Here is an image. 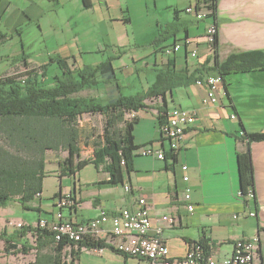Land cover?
Returning a JSON list of instances; mask_svg holds the SVG:
<instances>
[{
  "label": "crops",
  "instance_id": "0c3cea01",
  "mask_svg": "<svg viewBox=\"0 0 264 264\" xmlns=\"http://www.w3.org/2000/svg\"><path fill=\"white\" fill-rule=\"evenodd\" d=\"M109 1L105 2L107 9ZM193 2L196 0H187L183 6L177 2L171 19L178 15L186 21V30L177 31L176 37L187 36L192 39L191 44L166 54L151 40L152 51L149 57L142 58L145 71L150 69L155 73L156 69L166 67L171 58L177 68L195 71L196 77L200 78L218 74L211 70L215 58L221 60L234 51L264 50V0H217L215 23L218 33L212 50L205 41V28L214 19L207 16L196 20L187 14L184 8ZM70 3L74 10L71 15L67 7ZM98 5L100 3L95 4L94 0H0V25L5 28L0 29V57L11 63L14 57L28 56V50L33 46L26 43V34L33 33L32 29H35L43 35L41 18L46 15L55 18L46 22L52 29L44 48L47 57L65 56L69 61L73 60L72 63L81 65L74 53H79L82 58L93 50L101 55L105 52L111 54L106 48L121 44L123 35H118L112 42L114 29L104 27L102 33H93L91 28L97 23L94 20L91 28H85L79 20H69L77 17L76 11H93ZM65 9L66 16L62 14ZM164 24L158 23L157 27ZM191 48L197 49L195 57L189 53ZM29 58L26 65L17 62L9 66L7 63L9 68L5 72L18 68L24 71L26 66L37 68L38 64ZM46 71L49 74L48 64ZM153 80L154 77L147 78V83L136 92L145 90ZM120 89L123 90V86ZM216 95L214 103H203L206 86L195 81L167 91L164 103L160 97L147 101L150 107L136 112L138 121L133 129L134 143L163 149L166 156L164 159L145 156L137 149L133 156V169L125 172L123 183H107L108 173L92 163L86 164H92L97 175L89 181H81L79 170L72 175H59L57 166L65 156L47 159L46 163L50 165L47 176L54 174L59 179L58 189L48 205L50 208L47 211L42 208L41 192L26 205L10 200L0 206V234L3 235L0 238V264H65L69 256L74 257L73 264H158L135 256H124L108 246L95 250L65 244L56 249L53 241L45 235L38 237L37 221L53 218L57 210L55 193L62 192L71 194L75 200L73 206L61 209L63 217L77 222L96 218L101 211L115 214L123 206H133L139 197L145 198L151 226L161 227L171 258L184 257L190 245L203 239L207 250L221 259L231 253L236 241L258 235L256 260L264 264V140L249 142L245 137L246 132H264V68L226 74ZM163 104L167 112L175 107L195 113L193 123L183 133V144L175 154L170 152L167 139L158 131L157 107ZM246 153L252 160V197L238 195ZM182 164L187 165V182L182 180ZM186 184L190 187L189 201L183 196ZM124 185L130 187L129 191ZM187 204H193L191 212ZM10 211L20 212V216L16 220L11 219ZM250 211L254 212L253 216L248 214ZM28 212H36L37 216L33 218ZM169 217L173 222H169ZM17 223L22 225L17 226ZM108 223L101 225L98 239L112 246Z\"/></svg>",
  "mask_w": 264,
  "mask_h": 264
},
{
  "label": "trees",
  "instance_id": "16d2710c",
  "mask_svg": "<svg viewBox=\"0 0 264 264\" xmlns=\"http://www.w3.org/2000/svg\"><path fill=\"white\" fill-rule=\"evenodd\" d=\"M210 1L212 14L208 17L215 20L217 0ZM182 26L184 29L180 30ZM186 28V21L177 15L173 20L157 27L152 43L159 45V49L164 52L165 48L187 37H176L177 31H185ZM168 40L170 41L166 42ZM28 57L26 54L14 57L9 66L17 62L26 65ZM117 57L108 56L100 62L84 65L71 63L65 56L49 57L48 62L37 68L26 66L22 73L1 72L0 206L10 200L26 205L40 194L43 179L48 174L47 151L53 152L55 158H59L60 151L66 152L65 157L59 160L63 175H72L84 164L92 163L108 173L107 183H123L125 172L129 173L133 169L134 152L143 146L134 143L133 129L138 121L136 112L146 110L150 107L147 101L159 97L164 103L167 91L175 86L193 83L198 78L195 71L177 68L169 58L166 67L155 70L154 80L145 90L132 94L123 93L113 67V59ZM49 63H55L58 72L53 75V80L45 81ZM263 68L264 50L253 49L231 52L221 60L215 58L211 70L224 77L231 72ZM101 84L112 85L105 102L98 101L95 96L79 94L80 91L98 88ZM157 110L156 120L160 125L167 110L164 104L159 105ZM94 112L103 116L104 128L101 135L93 138L90 144L92 159L81 165L78 160L82 137L79 116ZM132 113L135 114L128 117L127 114ZM245 137L249 142L261 141L264 140V132H246ZM244 158L243 182L239 191L246 194L249 187L253 190L254 176L250 155L246 153ZM58 195L59 193H55V196ZM36 232L38 237L45 235L52 240L56 249L65 244H76L79 249L106 246L114 249L104 240L90 235L80 241L66 243L65 240L56 241L54 234L46 229L38 228ZM197 243L207 251L205 240L201 239ZM69 257L73 264L74 257Z\"/></svg>",
  "mask_w": 264,
  "mask_h": 264
},
{
  "label": "built area",
  "instance_id": "2783aa9c",
  "mask_svg": "<svg viewBox=\"0 0 264 264\" xmlns=\"http://www.w3.org/2000/svg\"><path fill=\"white\" fill-rule=\"evenodd\" d=\"M210 6V0H196L195 3L187 5L184 11L192 15L194 19L201 20L212 14ZM215 22V20H212L205 28V41L210 50L213 49L214 40L218 33V26ZM191 42V38L185 37L165 48V53L178 51L183 45L188 46ZM189 53L195 57L197 49L191 48ZM221 81L222 76L220 74H207L196 80L198 85L206 86V96L202 100L203 103H214L217 100L216 90ZM194 116L195 113L191 110L175 107L165 115L158 131L161 137L167 139L171 153L175 154L182 146L183 133L193 123ZM138 150L142 155L154 156L158 159H164L166 156L163 149H158V147L152 145L141 146ZM181 169L184 171L182 180L187 182L189 178L186 173L187 165L182 164ZM124 187L126 191H129V186L124 185ZM190 194V187L186 184L183 196L188 201L190 200ZM238 195L252 197L254 196V191L248 188L247 193L243 194L238 190ZM74 204L75 200L71 194L59 193L55 199L57 210L53 218H41L37 221L36 227L53 233L56 241L65 240L66 243H70L80 241L88 235L98 237L101 225L109 222L108 232L112 238L110 241L111 245L118 252L124 253V255L155 261L158 264H261V262L256 260L260 240L258 235L236 241L233 243L231 253L221 259L211 254L208 250L205 251L203 246L197 242L189 246L184 257L171 258L169 249L161 235V227L151 226L152 220L149 216V206L145 198L139 197L133 206H123L115 214L101 211L99 216L85 222L64 219L61 209ZM187 208L191 212L194 206L193 204H187ZM248 214L253 216L254 212L250 211ZM168 220L173 222L172 217H169ZM21 225L22 223H17V226ZM116 238L117 240L115 241ZM65 264H71L70 257L66 259Z\"/></svg>",
  "mask_w": 264,
  "mask_h": 264
},
{
  "label": "rangeland",
  "instance_id": "374dc122",
  "mask_svg": "<svg viewBox=\"0 0 264 264\" xmlns=\"http://www.w3.org/2000/svg\"><path fill=\"white\" fill-rule=\"evenodd\" d=\"M95 4L100 3L93 11H76L75 14L77 17H73L72 20H79L85 28H91L93 20L96 23V26L91 28L93 33L100 32L102 33L104 27H107L110 30H113L111 34L112 42L115 41L118 35H123L121 41L122 43L116 46L106 48L108 52L101 55L96 51H92V53L87 55L80 56L79 53H74L77 57L78 62L81 65L84 64H92L96 62H100V60H105L108 56H118L113 59L114 68L116 71V76L118 78V85L123 86V93L132 94L135 93L140 86L145 85L147 83V78L154 77V73L149 70L145 71L142 64V58L149 57V53L152 51V47L150 41L153 40V37L156 35L157 24H164L168 20L172 19L173 16V8L176 3H181L183 6L187 0H110L108 3V9L105 7L106 0H94ZM68 11L73 14V6L70 3L68 6ZM66 7V8H67ZM65 9L63 11V15H67ZM108 14L110 16H108ZM55 20L52 16H44L41 18V22L44 27L43 35L37 32L35 29H32L33 33H27L26 43L33 46V49H29L30 54L26 51L29 60L35 64H43L48 62V58L46 55L45 44L49 40V35L51 34V28L47 26V21L49 19ZM128 18V21L126 19ZM33 28V27H32ZM0 29H4L3 25H0ZM110 34V31H108ZM114 40V41H113ZM105 42V41H103ZM101 42V43H103ZM106 43V42H105ZM109 44V43H108ZM113 48V49H112ZM135 53V55H133ZM138 56L134 62L132 61L133 57ZM3 58V57H0ZM102 58V59H101ZM72 63L73 60H70ZM6 60L0 61V74L1 72H5V69H8ZM22 73L23 69L18 68L14 69L12 72ZM48 72L44 78L45 81L53 80V75L58 72V69L55 63L48 64ZM50 77V78H47ZM112 85H104L101 84L98 88L89 89L85 91H80L79 94L81 96H95L98 101L105 102L106 97L108 96V89L111 88ZM128 117H131L130 114H127ZM147 122H150L149 120ZM79 124L81 129V143H80V159L79 163L83 165L85 161L92 159L91 156V142L93 138L98 137L102 133V128H104V118L99 113H84L79 116ZM90 136V137H89ZM89 137V138H88ZM48 161L54 158V153L51 151H47ZM59 155H66V152L60 151ZM48 169H50V165L48 162L46 163L47 173ZM57 170L59 175H62L61 164L57 166ZM97 175L95 168L92 164H86L81 167L79 170V178L81 181H89L93 177ZM59 179L57 175L49 174L45 175L43 180V189L41 191V203L42 208L44 210H48L50 206V201L52 199L53 193L58 189ZM33 218L37 215L36 212H28ZM20 216L19 213H15L14 211H10L9 217L11 219H17ZM3 235L0 234V238ZM109 264H117L114 262H110Z\"/></svg>",
  "mask_w": 264,
  "mask_h": 264
}]
</instances>
